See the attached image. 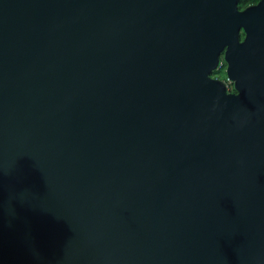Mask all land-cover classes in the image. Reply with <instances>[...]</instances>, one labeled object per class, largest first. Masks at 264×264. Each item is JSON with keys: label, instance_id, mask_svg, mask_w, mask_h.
Masks as SVG:
<instances>
[{"label": "water", "instance_id": "obj_1", "mask_svg": "<svg viewBox=\"0 0 264 264\" xmlns=\"http://www.w3.org/2000/svg\"><path fill=\"white\" fill-rule=\"evenodd\" d=\"M238 2L0 0V264H264V0Z\"/></svg>", "mask_w": 264, "mask_h": 264}, {"label": "trees", "instance_id": "obj_2", "mask_svg": "<svg viewBox=\"0 0 264 264\" xmlns=\"http://www.w3.org/2000/svg\"><path fill=\"white\" fill-rule=\"evenodd\" d=\"M258 1H259V0H239V2H238V8H239V9H243V8L249 6V5H252V4L257 3ZM243 36H244V34H243V32H241V38H243ZM221 60L223 61L222 56H221ZM224 67H226V64H225V62L223 61V66H222V68H224ZM222 68L218 69V71H219V70L221 71ZM220 71H219V72H220ZM216 72H217V71H216ZM219 72H217V73H219ZM211 75H212V73H211ZM212 76H214V77H216V78H219L217 75H216V76H215V75H212ZM228 90H230V91H234L233 86L230 85V84H228Z\"/></svg>", "mask_w": 264, "mask_h": 264}, {"label": "rangeland", "instance_id": "obj_3", "mask_svg": "<svg viewBox=\"0 0 264 264\" xmlns=\"http://www.w3.org/2000/svg\"><path fill=\"white\" fill-rule=\"evenodd\" d=\"M226 67L222 68V70L219 72L218 69H215L213 72H212V75H217L220 79L224 80V81H227V78H226V71H225ZM219 73H217V72ZM230 85H232L229 81H227Z\"/></svg>", "mask_w": 264, "mask_h": 264}, {"label": "built area", "instance_id": "obj_4", "mask_svg": "<svg viewBox=\"0 0 264 264\" xmlns=\"http://www.w3.org/2000/svg\"><path fill=\"white\" fill-rule=\"evenodd\" d=\"M222 66H223V61H222V60H220V62H219V65H218V68H217V69H220V68H222Z\"/></svg>", "mask_w": 264, "mask_h": 264}, {"label": "flooded vegetation", "instance_id": "obj_5", "mask_svg": "<svg viewBox=\"0 0 264 264\" xmlns=\"http://www.w3.org/2000/svg\"><path fill=\"white\" fill-rule=\"evenodd\" d=\"M212 76V75H211ZM212 77H214V76H212Z\"/></svg>", "mask_w": 264, "mask_h": 264}]
</instances>
